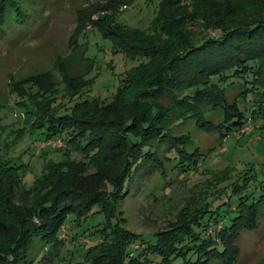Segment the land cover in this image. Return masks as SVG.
I'll use <instances>...</instances> for the list:
<instances>
[{
    "label": "trees",
    "instance_id": "obj_1",
    "mask_svg": "<svg viewBox=\"0 0 264 264\" xmlns=\"http://www.w3.org/2000/svg\"><path fill=\"white\" fill-rule=\"evenodd\" d=\"M97 13L86 21L85 35L97 29L137 63L109 101L85 98L91 80L83 76L81 83L59 71L63 95L79 100L69 110L56 104L60 92L52 70L16 84L24 93L33 83L45 91L40 100L33 97L38 110L33 118L25 116L27 127L40 128V141L61 139L67 158L46 160L19 191L17 179L23 180L29 164L7 158L0 146V264H41L65 246L61 230L68 219L75 234L101 238L84 252L90 264H237L243 233L260 230L264 193L250 202L253 192H247L253 165L244 173L230 168L212 201L207 191L185 223L151 235L125 228L121 206L134 183L142 188L156 174L166 179L198 169L212 147L193 143L191 125L223 142L245 129L256 112L264 119V0H161L144 28L118 23L113 12ZM36 18L24 0H0V38L24 32ZM235 85L240 89L230 100ZM0 127L7 128L1 121ZM234 211L229 225L208 232ZM197 214L200 221L190 223ZM99 215L103 221L91 228Z\"/></svg>",
    "mask_w": 264,
    "mask_h": 264
},
{
    "label": "rangeland",
    "instance_id": "obj_2",
    "mask_svg": "<svg viewBox=\"0 0 264 264\" xmlns=\"http://www.w3.org/2000/svg\"><path fill=\"white\" fill-rule=\"evenodd\" d=\"M24 1L29 5V10H34L36 21L32 25L29 24L24 32L20 28L22 30H19V33L12 31L5 35L6 37L0 38V121L2 125L7 126L4 130L0 129L3 132L0 136V146L7 158L20 157L18 160H24L29 164L26 172L24 171L23 180L17 179L19 191H23L24 186L30 185L42 172L46 160L61 162L67 156L59 149L64 145H59L56 141L59 138H51L49 140L57 143L47 144L48 141L43 142L37 138L40 128L30 130L27 127L29 123L25 116L33 113V118L38 110L33 97L36 96L37 100H40L45 91L33 83L28 86V92L24 93L20 91V87H16V84L52 70L57 79V91L60 92L56 96V104L63 102L64 110H69L79 100L63 95L65 84L60 72L64 70L75 81L82 83L83 76L91 80L84 90L85 98L100 97L107 101L111 100L126 71L137 62L115 49L110 36L96 31L97 29H90L85 35L86 21L93 14V18H97V12L103 11L107 14L115 13L118 23L148 27L157 14L161 0ZM39 4L42 5L36 7ZM40 7L41 14L38 12ZM25 35L27 36L22 38ZM239 89L236 85L229 88L227 93L230 100L235 99ZM239 104L243 106L242 102ZM259 115L258 111L252 116L251 130L245 128L223 142L213 140L197 126L191 125L193 143L204 149L212 147L208 153L205 151L208 155L203 163L197 170L191 171L193 173H178L166 179L156 174L151 180L152 183L146 182L142 188L138 183L132 184L131 193L121 206L123 216L126 218V221H122L124 227L137 234L151 235L179 222L185 223L189 212L204 202L203 196L207 191L206 199L209 201L214 199L212 192L226 184L227 171L234 167L236 170L233 169L231 172L244 173L246 168L254 166L251 173L254 177L247 192H253L250 202L257 200L264 193V119ZM221 179L226 181L219 182ZM202 189L206 190L202 191ZM236 199L237 196H234L232 201L235 203ZM235 214L236 211L231 212L221 222L208 226V232L212 234L213 230H222L223 223L226 221V225H229L231 217ZM197 216L190 223L194 220L200 221L201 215L197 214ZM257 217V227L260 230L252 231L246 228V234L243 233L239 240L241 251L237 264H264V204ZM102 221V215L93 218L90 222L91 228ZM72 223L68 219L62 226L61 237L66 240L65 246L46 256L41 260V264H79L80 262L90 264L83 261L86 256L84 252L91 244L99 243L101 238L94 240L88 231L75 234L77 227H71ZM134 246L137 249V245ZM63 256L65 258L61 260ZM150 257L158 258L153 255ZM176 264H181V261L178 260Z\"/></svg>",
    "mask_w": 264,
    "mask_h": 264
},
{
    "label": "built area",
    "instance_id": "obj_3",
    "mask_svg": "<svg viewBox=\"0 0 264 264\" xmlns=\"http://www.w3.org/2000/svg\"><path fill=\"white\" fill-rule=\"evenodd\" d=\"M245 128L248 129V130H251V123H249ZM56 141L59 143V145H62L63 144V141L61 139H58ZM57 142L48 140L47 144H50L51 145V144H54V143H57Z\"/></svg>",
    "mask_w": 264,
    "mask_h": 264
}]
</instances>
